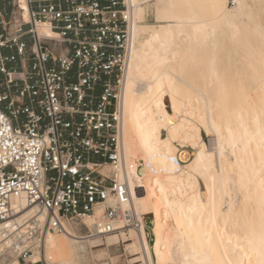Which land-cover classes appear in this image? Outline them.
I'll return each mask as SVG.
<instances>
[{"label": "bare ground", "instance_id": "1", "mask_svg": "<svg viewBox=\"0 0 264 264\" xmlns=\"http://www.w3.org/2000/svg\"><path fill=\"white\" fill-rule=\"evenodd\" d=\"M149 1L128 0L131 50L121 97L120 177L130 188L139 228L106 237L84 235L77 225L70 235L48 232L45 258L86 264L93 239L130 232L146 264H264V9L238 6L228 12L224 5L208 17L191 0H156L168 23L143 26L138 18ZM21 5L27 19L26 0ZM48 31L54 35L38 27L40 34ZM228 42L244 52L253 70L247 88L235 94L226 89L232 63L222 58ZM192 65L201 88L179 96L184 84L197 88L179 76ZM202 128L212 136L210 148ZM15 203L22 222L31 207L21 199ZM100 215L98 210L84 221L91 225ZM146 215L152 216V242ZM40 259L37 249L31 260Z\"/></svg>", "mask_w": 264, "mask_h": 264}, {"label": "built area", "instance_id": "2", "mask_svg": "<svg viewBox=\"0 0 264 264\" xmlns=\"http://www.w3.org/2000/svg\"><path fill=\"white\" fill-rule=\"evenodd\" d=\"M104 1L26 0L27 19L22 0L0 8V256L18 264H45L31 257L48 232L139 228L120 177L132 16L126 0ZM17 199L31 207L22 222Z\"/></svg>", "mask_w": 264, "mask_h": 264}, {"label": "rangeland", "instance_id": "3", "mask_svg": "<svg viewBox=\"0 0 264 264\" xmlns=\"http://www.w3.org/2000/svg\"><path fill=\"white\" fill-rule=\"evenodd\" d=\"M127 4L129 6L128 0ZM192 7L197 12L207 15L208 17L215 16L218 9L222 8L224 5L227 7L228 12H232L236 7L241 6L244 9H249L250 6L256 7L259 9H264V0H191ZM6 3V0H0V4ZM144 10L143 13L138 18V22L143 26H154V25H166L168 23V19L162 16V14L157 10L156 0H151L143 5ZM130 9V6H129ZM131 31V30H130ZM48 34L50 35L51 33ZM131 35V32H130ZM52 36V35H50ZM227 49L225 51V55L223 56V62L231 61V66L229 68V73L225 76L227 82V90L229 89L231 93L235 94L238 91L240 86H244L247 88L246 79L250 73L253 72L251 67L247 64V58L244 57V52L241 49L236 48L232 43L228 42L225 46ZM238 67L243 70L244 75L238 74ZM189 70L184 75H179L185 78L188 81H193V84L197 88H193L188 84H184L181 88L180 95H183L185 92L192 91L194 94H198V88H201L199 83V78L196 73V67L194 65L188 66ZM260 74H264V72H260ZM195 81V82H194ZM201 134L204 142L208 146L211 147V138L212 136L208 134L205 128L201 129ZM163 137H166V131H162ZM176 145L180 146L178 141L175 142ZM184 149L189 150L193 153L194 149L192 145L184 143ZM145 163V162H140ZM124 176L127 178L126 171L124 170ZM200 189L205 190V184L202 180H200ZM88 220V219H87ZM89 221V220H88ZM152 216L146 215L145 223L146 230L148 235L149 242H152L153 235L151 232V224ZM80 232V231H79ZM80 233L86 235V230L81 231ZM127 235H114L108 237L107 239H93L89 243V250L87 255L86 264H146L139 257L140 254L137 253V249L133 246V240H130V232H126ZM135 235V233H134ZM46 237V236H45ZM129 237V238H128ZM135 240H137V237ZM45 244V239H44ZM90 251V252H89ZM46 248L42 247V260L45 264H53L49 262L45 258ZM3 257H5L3 262ZM17 260L13 253H4L3 256H0V264H13V261ZM54 264H59L58 262Z\"/></svg>", "mask_w": 264, "mask_h": 264}, {"label": "crops", "instance_id": "4", "mask_svg": "<svg viewBox=\"0 0 264 264\" xmlns=\"http://www.w3.org/2000/svg\"><path fill=\"white\" fill-rule=\"evenodd\" d=\"M7 1V0H6ZM10 0L7 1V3L4 4L3 8H1L2 10H5V11H9L10 10V5H9V2ZM101 3H104L105 1L104 0H99ZM6 53L10 52L8 50H5ZM9 67H11L12 69H15L17 71L21 70L22 69V63L21 61H17L15 63H10L9 64ZM20 77V75H19Z\"/></svg>", "mask_w": 264, "mask_h": 264}, {"label": "trees", "instance_id": "5", "mask_svg": "<svg viewBox=\"0 0 264 264\" xmlns=\"http://www.w3.org/2000/svg\"><path fill=\"white\" fill-rule=\"evenodd\" d=\"M8 1V0H7ZM7 1H6V3H7ZM3 6H4V4L3 3H1L0 4V8H3Z\"/></svg>", "mask_w": 264, "mask_h": 264}]
</instances>
